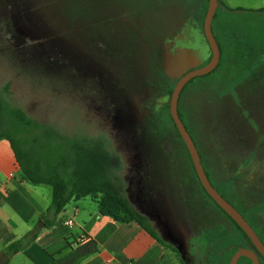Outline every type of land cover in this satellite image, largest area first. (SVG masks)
Wrapping results in <instances>:
<instances>
[{"label":"trees","instance_id":"16d2710c","mask_svg":"<svg viewBox=\"0 0 264 264\" xmlns=\"http://www.w3.org/2000/svg\"><path fill=\"white\" fill-rule=\"evenodd\" d=\"M148 1L0 0V13L18 14L26 21L19 28L8 25L7 33L12 36L14 49L39 54L37 59L48 68L57 65L58 57L75 58L78 66L88 71V78L101 89L103 96L107 94L109 110H115L116 106L111 105L122 102L120 112L129 119L135 141L137 131L141 133L138 138L141 147L160 148L165 143L158 135V126H154L151 117L146 122L139 121L134 112L139 95H170L174 87L161 67L159 40L166 32L160 35L158 28H150L148 24L151 9L158 2L149 1L147 7ZM197 2L204 9L202 28L208 0ZM218 3V7L231 11L223 0ZM252 12L264 13V8ZM174 32V25L167 29L170 35ZM24 34L41 35V40L29 42ZM144 39L150 41L146 47ZM137 40L144 45L140 41L137 46ZM230 55V59L236 60L249 56L245 49L236 51V48ZM248 67L236 63L229 69L243 71ZM207 77H196L182 89L179 96L182 122L207 170L212 166L217 173L224 169L237 171L245 164V177L252 167L248 178H233L235 189L241 194L236 192L232 203L247 214H254L255 218L262 214V226L258 222L255 224L260 231L264 228V64L250 68L247 77L235 88V97L223 93L222 83L207 82ZM190 85H194L192 91L188 89ZM7 93V85L0 88V140L10 144L20 167L21 180L51 188L50 205L39 217L46 227L52 226L71 201L97 196L100 215L121 223H137L185 264L177 249L158 236L150 219L138 212L126 196L125 180L136 186V167L130 169L126 179L122 178L119 175L121 159L108 149L102 138L69 137L50 125L38 123L12 106L6 98ZM186 99L191 100V104L186 103ZM182 102L187 110H182ZM163 114L180 146L184 147L167 108L154 115ZM194 179L200 187L195 175ZM201 190L214 203L203 188ZM39 227L37 225L3 249L0 264H7L12 255L36 240ZM260 235L264 239V230Z\"/></svg>","mask_w":264,"mask_h":264},{"label":"rangeland","instance_id":"374dc122","mask_svg":"<svg viewBox=\"0 0 264 264\" xmlns=\"http://www.w3.org/2000/svg\"><path fill=\"white\" fill-rule=\"evenodd\" d=\"M136 1L147 2L148 0ZM149 1L146 4L147 7L150 6ZM157 2L158 5L151 9L152 13L149 19L150 23L148 24L150 28H158L160 35L166 32L159 40L160 55L163 63L165 47L168 46L170 49L173 41L179 34H184L182 38L198 36L199 42L202 33V28L200 27L201 17H203L204 9L197 0H157ZM224 4L233 14L227 15L222 12L221 7H218L211 24L213 35L220 49V64L204 76H209L206 79L207 82L213 84L222 83L223 93L235 97V88L247 77L250 68L264 64V14L252 12L258 8V4H255L251 0H230V2L225 1ZM17 15H3V13H0V88L5 85L8 86V93L6 94L8 102L12 106L20 108L29 118L38 123L50 125L66 136L74 138H102L108 149L120 157L122 169L119 175L126 179L130 174V169L133 167L137 168L136 147H141L138 139L141 133L136 131L135 141L134 134L130 129L129 119L120 112L119 104H122V102L118 105H111L116 106L115 110H109L108 107L110 105L108 104L109 99L107 94L103 96L101 89L88 78V71L80 68L75 58L62 59V57H58L57 65L53 68H48L37 59L39 54L14 49L12 46L13 41H11L12 36L10 33H7V30H9L8 25L19 28L18 26H23L26 23L22 17ZM173 25L175 32L170 35V33H167V29ZM193 26L196 31L191 29ZM24 36L29 42L41 40V35L24 34ZM144 40L146 41L144 47H146L150 41ZM140 41H136L137 46L141 43L144 45V42L141 41L140 43ZM235 48L236 51L245 49L248 51L249 56L244 59H238L240 61L230 59V53ZM234 61L239 64L249 65V67L243 71H239L238 69L232 71L233 69L229 68L236 65V63H232ZM224 73L227 75L224 76ZM226 80L228 81L227 85ZM172 83L174 85L175 82L172 81ZM188 89L192 91L194 85H190ZM143 98L144 95H139L137 103H135L134 112L136 111V106L143 102ZM187 101L191 104V100L186 99V103ZM182 110H187L185 102H182ZM138 118L139 121L146 122L143 114ZM151 119L154 121L152 122L155 124L154 126H158V135L163 143H165L164 147L170 148L164 156L166 161L161 162V164L157 162L158 165L152 168V170L155 169L156 171L155 180L153 178L155 185L163 190L164 194H167L163 198H167L168 196L170 199L169 194L173 197L172 200L168 199L167 204L170 205L167 208L168 212H170V207L173 210H177L178 208L190 210L195 212V214H199L200 219L203 216V218L206 217L207 220H210L209 223L211 225L209 227L214 228L215 231H217L215 229L217 227L224 228L226 231L231 224L223 217H208L206 211H213L216 215L222 212L207 198L201 188L195 185L196 181L194 174H192L193 169L189 168V166L187 168V165H189L187 154L183 150V147L180 146L177 137L171 135L173 130L167 124L165 114L158 117L152 114ZM138 152H142V150H138ZM143 156H140L141 159H143ZM148 163L153 165V161L149 160ZM213 168L212 166H208L213 180L218 184V191L232 203L235 199V193L241 194L239 189H235L232 172L229 169H224L217 173ZM145 169L144 167L143 172H145ZM251 169L252 167H249L250 172H252ZM187 170L197 190L194 194H191L190 198L187 197L188 199H185V202L178 203L177 200H174L176 199V194L181 199L186 198L185 191L189 185ZM250 172L245 175V179L249 177ZM149 176L152 175L149 174ZM220 181H225V183H221ZM246 184L247 180L245 183H242L243 186ZM147 185H151L149 178ZM34 187L46 193L51 192L48 186L41 185ZM124 189L126 196L137 210L136 186L129 185L127 180H125ZM96 197L94 196V198ZM90 198L88 197L84 200L91 202ZM203 201L207 206L201 204ZM90 204L93 208L96 207L94 203ZM232 204L235 205L234 203ZM237 210L255 228L257 222L255 215L247 214L239 206H237ZM258 216L261 218L262 214ZM150 224L162 240L166 241L170 246H179L176 242L169 241L170 236L167 237L165 235L162 225H157L153 220ZM202 241V243H195L193 253L197 250V246L204 250L206 241L205 239ZM219 248L221 247L218 244L211 249L212 253L206 256L208 264H216L219 260L224 258L226 260L229 257V251H224L222 255L214 254ZM179 255L182 257L181 252Z\"/></svg>","mask_w":264,"mask_h":264},{"label":"crops","instance_id":"0c3cea01","mask_svg":"<svg viewBox=\"0 0 264 264\" xmlns=\"http://www.w3.org/2000/svg\"><path fill=\"white\" fill-rule=\"evenodd\" d=\"M251 1L258 4L256 10L264 8V0ZM34 186L41 185L21 180L10 144L0 140V253L40 226L37 239L12 255L7 264H181L170 248L137 223L100 215L99 197H91V202L84 200L88 197L71 201L52 226L46 227L39 217L49 207L52 191Z\"/></svg>","mask_w":264,"mask_h":264},{"label":"flooded vegetation","instance_id":"af4514ba","mask_svg":"<svg viewBox=\"0 0 264 264\" xmlns=\"http://www.w3.org/2000/svg\"><path fill=\"white\" fill-rule=\"evenodd\" d=\"M191 29L193 31H196L194 26ZM180 35L181 34H179L177 37H179ZM200 37H201L200 38L201 42L205 44L206 43L205 38H203L202 36ZM165 50H166V47H165ZM165 52L166 51H164V54ZM210 58L211 56L209 57L208 60H206L201 65H199L198 68L205 66L209 62ZM171 81L175 83L177 82L176 79L171 80ZM162 96H165V95H162ZM159 97L161 96L155 97L154 95L145 94L143 98V102L141 104H138L136 107L135 118H138L139 116H141V114H143V116L145 117V120H147L148 118L151 117L152 114H157L163 111L165 112L166 108L169 112V105L167 103L162 104V105H159L157 103V99ZM179 111L180 110H179V100H178V113ZM179 117L182 120L180 113H179ZM171 135L175 136V133L172 132ZM196 149L200 157V152L197 147ZM138 150H142V152L137 153ZM169 150H170L169 147L168 148L166 147H160V148H155V147L138 148L136 147V160H137L136 162V166H137L136 168V204L138 207L137 208L138 212L146 215L150 219V222L153 220L156 222L157 225L163 226L165 235L167 237L170 236L169 241L176 242L177 244H179V246L175 248L177 249L179 254L181 252V256H182L181 258L185 261V264H208L206 256L212 253L211 249L217 246L218 244L220 245L221 248H219V250L214 254L222 255L224 251H229L230 255L229 257H227V259H229L228 264L233 254L237 250L242 249V248L252 250L258 258L259 264H264V258L256 250V248L250 242L249 238L245 235V233L237 226V224L226 213L225 214L231 220L223 213L216 215V213L213 211L212 212L206 211L208 217L211 216V218H214V216H216L218 218V216H220V217H223L227 222L231 224V226L226 231L224 230V228H220V227L215 228L217 230L215 231L214 228L212 229V227H209V225H211L209 223L210 220H207L206 217L203 218V216H202V219H200L199 214H195V212L193 211L181 210L180 208H178L177 210L175 209L173 210V208L170 207V212H168L167 208L170 205H168L167 203L169 200L173 199L171 194H169L170 199L168 196L167 198H163V196L167 194H164L163 190L159 189L155 185L154 182H152L151 185H147V182H148V178L151 181L153 180L156 171L155 169L152 170V168L158 165L157 162H160L161 164V162L166 161L164 156L165 154L168 153ZM183 150H185L187 154V158L191 162L189 163V165H187V168L188 166L189 168H192L193 169L192 174L196 176L195 169L193 167L190 155L185 146L183 147ZM142 155H144L143 159H141L140 157ZM149 160L153 161V165L148 163ZM200 160H201V157H200ZM201 163H202V160H201ZM144 167L146 168L144 170L145 172H143ZM246 167L247 165L244 164V166H240L237 171H231L233 178H243ZM203 168L205 170V173L211 185L216 189V191L224 199H226L237 210V208L231 203V201L228 200L225 196H223L218 191L217 189L218 184L210 177L211 174L208 173V170L204 165H203ZM146 170H148V172H146ZM149 174H151L152 176H149ZM187 177H189L188 179L189 185L185 191L186 198L181 199V197L180 196L177 197V194H176L175 195L176 199L174 200H177L178 203L185 202V199L190 198L191 194H194V192L197 190L196 186H194V183L192 182V178H190V173L188 172V170H187ZM250 177H252V175ZM195 185H198V184L195 183ZM200 187L202 188L201 185ZM201 204L204 206L205 202L203 201ZM205 205L207 206V204ZM240 215L252 227V229L255 231L256 235L258 236V238L264 245V239L260 235V231L264 230V228L262 227L260 231L255 229L253 225L244 217L243 214L240 213ZM262 218L263 216H261V218H259V216L256 218L260 227L262 226L261 225ZM194 231H198V232L195 233ZM203 238L206 241L204 250H202L201 248H199V246H197V250L193 253V247L195 246V243L196 242L202 243L203 242L202 240H204ZM225 239H228V240H225ZM227 259L225 260L224 258L222 260H219L218 262H216V264H226ZM236 264H252V262L247 258L240 257Z\"/></svg>","mask_w":264,"mask_h":264},{"label":"water","instance_id":"95a60500","mask_svg":"<svg viewBox=\"0 0 264 264\" xmlns=\"http://www.w3.org/2000/svg\"><path fill=\"white\" fill-rule=\"evenodd\" d=\"M218 6V0H208V7L201 33V36L206 40L205 44H203L200 39L198 42V36L193 38H182L184 35L182 33L179 37H176L170 49L166 46L162 68L164 74L170 80L176 79L177 82L175 83L171 94L159 97L157 103L159 105L165 103L169 105V115L190 155L197 179L203 190L214 201V203L237 224V226L249 238L256 250L264 258V245L256 235L255 231L240 213L216 191L208 180L194 141L178 113V100L184 86L193 78L201 77L210 73L219 64L220 49L211 28L212 20ZM210 56L211 58L209 62L205 66L198 68V66L204 63ZM240 257L249 259L252 264H259L256 254L252 250L243 248L237 250L233 254L229 264H236Z\"/></svg>","mask_w":264,"mask_h":264},{"label":"built area","instance_id":"2783aa9c","mask_svg":"<svg viewBox=\"0 0 264 264\" xmlns=\"http://www.w3.org/2000/svg\"><path fill=\"white\" fill-rule=\"evenodd\" d=\"M72 222L71 221H68L67 224L70 225Z\"/></svg>","mask_w":264,"mask_h":264}]
</instances>
